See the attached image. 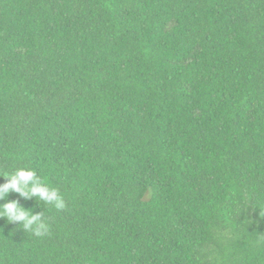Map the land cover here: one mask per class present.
Returning a JSON list of instances; mask_svg holds the SVG:
<instances>
[{
    "label": "trees",
    "instance_id": "16d2710c",
    "mask_svg": "<svg viewBox=\"0 0 264 264\" xmlns=\"http://www.w3.org/2000/svg\"><path fill=\"white\" fill-rule=\"evenodd\" d=\"M18 169L65 207L0 191V264H264V0H0Z\"/></svg>",
    "mask_w": 264,
    "mask_h": 264
},
{
    "label": "clouds",
    "instance_id": "9594fccd",
    "mask_svg": "<svg viewBox=\"0 0 264 264\" xmlns=\"http://www.w3.org/2000/svg\"><path fill=\"white\" fill-rule=\"evenodd\" d=\"M5 179L7 182L0 186V191L4 193L14 190L27 197L36 195L40 200L52 204L56 209H63L65 207L64 199L59 195L58 190L54 188L50 189L48 186L40 183L36 172L33 170L18 169L15 174H11ZM3 217H6L10 222L23 221V228L31 230L37 237L49 232V225L40 214L29 213L15 201L2 206L0 218Z\"/></svg>",
    "mask_w": 264,
    "mask_h": 264
}]
</instances>
